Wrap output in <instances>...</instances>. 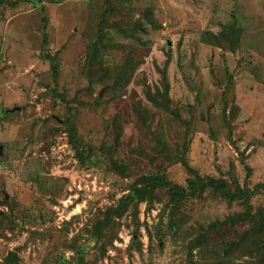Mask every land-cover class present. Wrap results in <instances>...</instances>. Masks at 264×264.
<instances>
[{"label":"rangeland","instance_id":"1","mask_svg":"<svg viewBox=\"0 0 264 264\" xmlns=\"http://www.w3.org/2000/svg\"><path fill=\"white\" fill-rule=\"evenodd\" d=\"M58 2L0 3V263L14 252L16 264H214L195 240L205 235L209 248L237 240L250 224L207 228L242 214L241 202L208 192L183 202L178 215L158 191L151 208L140 205L139 223L127 216L105 231L115 239L104 242V255L93 226L138 175L162 167L170 181L186 184L181 163L161 153V132L171 153L185 155L201 175L226 179L233 190L235 181L264 185V0ZM232 26L241 31L235 51L225 41L203 42L205 33ZM100 35L107 79L86 68ZM44 52L58 55L56 78ZM166 66L171 113L145 95L162 88ZM115 75L128 86L111 91ZM65 121L86 144L113 155L81 165ZM112 157L130 168L129 177L111 170ZM251 204L264 209L263 190ZM170 220H185L179 236L169 233Z\"/></svg>","mask_w":264,"mask_h":264},{"label":"trees","instance_id":"2","mask_svg":"<svg viewBox=\"0 0 264 264\" xmlns=\"http://www.w3.org/2000/svg\"><path fill=\"white\" fill-rule=\"evenodd\" d=\"M31 3H36L38 0H23ZM58 3H62L63 0H58ZM21 0H1L0 3H7L11 6H15ZM47 20L43 19L42 26L44 30L47 29ZM104 23V21H102ZM46 33V32H45ZM241 31L237 30L234 26L230 27L229 32H221L219 36H215L212 33H205L202 36V40L205 44L215 47H222V41H225L228 45V49L235 51L238 48L240 42ZM102 35L99 36L98 40H92L90 46L88 47L87 58H86V68L89 73L103 72L101 75L102 79H107L111 75V71L104 69L102 50L103 42ZM44 46L48 44V35L44 34ZM100 46V47H99ZM42 56L51 61L53 64V73L55 78L58 75V55L51 56L42 53ZM106 71V72H104ZM168 67L166 66L161 73L162 88H157L156 94H152L150 91L147 92L146 98L159 109L164 110L167 113H171V99L169 97L170 93V83L168 80ZM125 78L115 75L113 79L110 80L111 86L109 89L111 91H117L118 87L122 84L128 86L127 80ZM129 80V79H128ZM127 86H123L126 88ZM173 113V112H172ZM67 126L68 143L75 153V158L83 166H92L97 162L99 155L110 154L113 155L107 147H103L102 150H97L91 145L86 144L78 136L76 127L70 122L65 121ZM159 146L161 147V153L167 161H177L188 172L189 177L186 180L185 185H179L170 181L166 175L163 173L164 168L160 167L158 173L153 174H142L136 177L134 183L130 186L127 194L122 196L114 206L106 208L102 213L101 219L93 226L92 238L101 246L102 254L104 255V250L106 245L104 242L112 244L115 239V235L109 232L105 235V231L109 229L111 231L113 225L124 217L130 216L132 219L139 223V213L140 205L146 203L149 208L158 200L157 192L165 191L169 197V204L166 205L165 209H170L171 214L182 213L180 210L181 204L190 199H202L204 195L208 192L223 198L227 203L232 204L234 202H241L244 207V212L235 217H229L223 222L219 220L209 225L207 230L216 231L217 233L222 232L224 227L233 228L238 224L248 223L251 225L244 234L239 236L237 240H232L229 242H221L220 244H215L214 247L209 248V239L205 235L200 234L195 240V248L200 249L203 253H209L212 255L214 264H264V209H259L254 212L253 206L251 204L252 197L259 191H264V185L258 184L253 189L249 188L247 183L244 186H240L237 181H235V190H233L226 179L214 178L210 176L201 175L196 169L192 168L185 155H175L172 154L171 149L165 144L164 133H160L157 139ZM185 154V152L183 153ZM109 157H107L108 159ZM177 158V160H176ZM244 163V160H242ZM110 168L111 170L120 175L121 177H129L130 168L123 162H119L113 157L110 158ZM247 171V181L251 177L252 170L246 165ZM3 204L8 206L6 200ZM185 220H170L168 229L172 236L176 237L181 234L182 227ZM208 244V245H207ZM247 258V259H246ZM19 258L12 252L10 253L2 263L0 264H16ZM77 264H87L86 262H79Z\"/></svg>","mask_w":264,"mask_h":264},{"label":"water","instance_id":"3","mask_svg":"<svg viewBox=\"0 0 264 264\" xmlns=\"http://www.w3.org/2000/svg\"><path fill=\"white\" fill-rule=\"evenodd\" d=\"M16 110H19V109H16ZM16 110H7L5 113L8 114V113H14Z\"/></svg>","mask_w":264,"mask_h":264}]
</instances>
